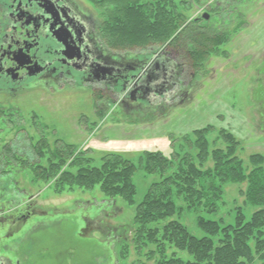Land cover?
<instances>
[{"label": "rangeland", "instance_id": "obj_1", "mask_svg": "<svg viewBox=\"0 0 264 264\" xmlns=\"http://www.w3.org/2000/svg\"><path fill=\"white\" fill-rule=\"evenodd\" d=\"M74 1L103 22L104 34L108 36L111 27L105 24L104 14L109 5L102 0L100 6L94 0ZM173 2L176 10L171 6L172 12L192 7L187 12L191 20L205 19L204 15L208 14V20L215 24L221 8L226 12V21L217 22L216 33L226 36L228 42L220 46L219 55L210 56L201 68L196 67V60L181 56L184 50L179 48L177 52L174 46L167 49L183 64L185 72L181 76L185 85L182 88H192L190 98L186 96L184 100L175 101L173 107L151 114L121 108L133 84L119 94V98L98 89H94V96L81 89L57 93L34 89L16 100L0 95V261L8 260L13 264H159L164 252L167 257L175 255L192 262L194 256L188 251L165 242L164 231L171 222L181 221L189 232L202 238L205 233L198 227V218L224 219L221 227L225 229L226 225H236L238 209L246 218L245 223L264 210V204L255 207L248 202L244 195L247 183L226 184L223 199L214 209H205V203L201 207L200 204L189 206L185 194L179 193L174 197L180 208L178 214L151 225L157 228L154 229L157 230L156 242L147 238L144 239L147 244H141L140 225L135 222L137 209L153 183L161 179L157 173H146L140 165L139 160L145 152H161L168 158H173L176 152L197 154V150L183 147L184 138L194 130L212 125L239 139L238 156L247 168L251 155L264 156V0H233L234 5L226 9L223 0ZM114 27L112 37L108 38L112 42L117 40L120 46V36H124L126 28L116 24ZM122 47L128 50V46ZM159 47L149 45L148 53L157 52L160 56L163 51L167 52ZM142 50L133 48L135 53ZM43 134L51 146L59 138L78 145L77 153H88L97 165L108 154L131 159L138 167L133 176L134 203H128L121 195L107 196L100 184L82 187L66 182L60 188L56 180L41 177L42 171L35 166L38 155L27 153V150L30 151L29 137L36 142ZM216 136L217 133L210 134V141ZM10 150H14L12 158L4 155ZM49 158V154L44 155L39 164L48 168ZM213 163L210 157L206 167L211 168ZM66 168L74 173L78 170L73 165ZM22 216L24 220L18 221ZM256 236L255 231L250 235L254 259L248 264H264V247L259 251L254 241ZM218 245L221 244L215 241V246Z\"/></svg>", "mask_w": 264, "mask_h": 264}, {"label": "trees", "instance_id": "obj_2", "mask_svg": "<svg viewBox=\"0 0 264 264\" xmlns=\"http://www.w3.org/2000/svg\"><path fill=\"white\" fill-rule=\"evenodd\" d=\"M173 1L175 0H102L109 5L107 13L104 14L105 24L111 27L108 29V36L112 37L116 24L126 28L124 36H120L122 50H125V47H122L124 45L128 46V49L138 47L145 53L149 52V45H160L159 48L164 50H171L174 46L175 51L178 52L179 48L184 50V55L196 60V67L201 68L210 56L219 55L220 46L228 42L226 36L220 32L216 33V27L219 26L217 22L226 21V12L221 8L215 24L203 17L191 20V15L187 12L192 7L172 12L170 7H174ZM196 1L203 3V0ZM94 2L98 6L102 4L101 0ZM234 3L233 0H223L224 9ZM173 10L175 11L176 7ZM176 77L173 75L172 79H177ZM212 133H217V136L210 141L209 136ZM184 140L183 147L197 150V154L192 151L183 155L176 152L173 158H168L161 152L152 151L145 152L139 160L146 173H157L161 178L153 183L137 209L135 222L140 225L142 245L147 244V238L156 242L157 230L154 229L157 228H152L151 225L155 226L158 220L172 218L178 214L180 208L174 197L179 193L185 194L189 206L200 204L201 207L205 203V209H214L217 202L223 199V187L226 184L247 183L248 188L244 195L248 202L255 207L264 204L263 155H251L247 168L245 161L238 156L241 146L239 139L233 133L212 125L192 131ZM29 141L30 151L27 150V153L38 155L35 156L38 158L35 166L37 170L42 171L39 174L41 177L44 175V178L56 180L60 188H63L66 182H74L82 187L100 184L107 196L121 195L128 203H134L136 188L133 176L138 167L131 159H126L120 154H108L100 159L97 165L88 153H77L78 145L69 144L61 138L56 140L53 146L45 134L36 142L30 136ZM13 152L14 150H10V153L7 151L4 155L12 158ZM48 154L50 158L47 168L41 166L39 160ZM210 157L214 163L211 168H207L206 163ZM26 162L29 163L28 160ZM69 165L77 167V172L64 169ZM252 218L250 222L245 223L246 218L241 209H238L236 225H226L225 229L221 227L224 219L215 221L198 218V227L205 233L202 238L189 232L188 227L181 221L171 222L164 231L165 242L176 245L179 250L188 251L189 255L194 256V261L185 262L175 255L167 257L162 252L164 259L159 264H248L254 259L250 244V235L254 231L257 233L254 241H257L259 251L264 247V210ZM215 241L221 245L216 247Z\"/></svg>", "mask_w": 264, "mask_h": 264}, {"label": "flooded vegetation", "instance_id": "obj_3", "mask_svg": "<svg viewBox=\"0 0 264 264\" xmlns=\"http://www.w3.org/2000/svg\"><path fill=\"white\" fill-rule=\"evenodd\" d=\"M104 31L74 0H0V95L16 100L34 89H81L94 96L98 89L119 98L133 84L119 105L151 114L190 98L183 64L168 51L122 50Z\"/></svg>", "mask_w": 264, "mask_h": 264}, {"label": "water", "instance_id": "obj_4", "mask_svg": "<svg viewBox=\"0 0 264 264\" xmlns=\"http://www.w3.org/2000/svg\"><path fill=\"white\" fill-rule=\"evenodd\" d=\"M51 13H52V12H51ZM204 18L208 20V19H209V15H208V14H205V15H204Z\"/></svg>", "mask_w": 264, "mask_h": 264}]
</instances>
